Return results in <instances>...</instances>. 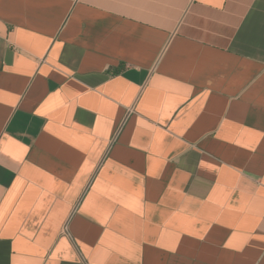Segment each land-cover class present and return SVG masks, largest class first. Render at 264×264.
Masks as SVG:
<instances>
[{"label": "crops", "instance_id": "crops-1", "mask_svg": "<svg viewBox=\"0 0 264 264\" xmlns=\"http://www.w3.org/2000/svg\"><path fill=\"white\" fill-rule=\"evenodd\" d=\"M0 264H264V0H0Z\"/></svg>", "mask_w": 264, "mask_h": 264}]
</instances>
